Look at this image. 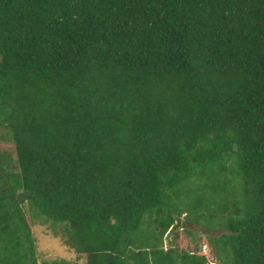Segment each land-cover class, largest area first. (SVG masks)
<instances>
[{"label":"trees","instance_id":"16d2710c","mask_svg":"<svg viewBox=\"0 0 264 264\" xmlns=\"http://www.w3.org/2000/svg\"><path fill=\"white\" fill-rule=\"evenodd\" d=\"M0 141V264H264V0H0Z\"/></svg>","mask_w":264,"mask_h":264},{"label":"rangeland","instance_id":"374dc122","mask_svg":"<svg viewBox=\"0 0 264 264\" xmlns=\"http://www.w3.org/2000/svg\"><path fill=\"white\" fill-rule=\"evenodd\" d=\"M0 153H8L14 156V147L11 143L0 141ZM192 235L200 238V245L202 248V254L208 256L210 261H214L209 253L203 230L194 225L184 224ZM32 235L35 240L36 255L38 262L51 261L55 259H64L75 262L76 255L63 245L59 238H56L52 232L48 229L47 225H41L33 222L31 224ZM221 232V231H220ZM223 232V231H222ZM173 231L165 238V247L169 246V243H173V246H179L181 249L192 251V235L188 236L182 229L178 230L177 238H175ZM217 235V233L213 234ZM82 264V260L79 261Z\"/></svg>","mask_w":264,"mask_h":264}]
</instances>
